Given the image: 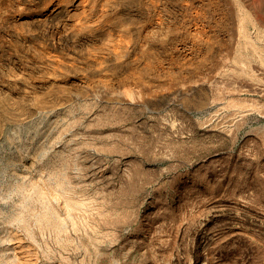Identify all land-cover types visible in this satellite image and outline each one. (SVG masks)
<instances>
[{"label":"rangeland","instance_id":"obj_1","mask_svg":"<svg viewBox=\"0 0 264 264\" xmlns=\"http://www.w3.org/2000/svg\"><path fill=\"white\" fill-rule=\"evenodd\" d=\"M159 5L117 51L0 21V264H264V0Z\"/></svg>","mask_w":264,"mask_h":264},{"label":"bare ground","instance_id":"obj_2","mask_svg":"<svg viewBox=\"0 0 264 264\" xmlns=\"http://www.w3.org/2000/svg\"><path fill=\"white\" fill-rule=\"evenodd\" d=\"M15 1L0 0V21L2 19H6L4 20L5 22H1L5 25L4 31L6 29H9L10 32L11 30H41L42 32L45 31V33L46 31H52V33L55 31L56 33H58V36L61 34H63L64 36H68L74 34L75 32L83 31L88 33V35L105 34L111 36L112 33H115L116 29H119L118 33L116 34L117 37L115 36L116 38H113L114 40H111L109 45L107 44L108 46H110V48L112 47L113 50L116 51L130 45L131 38L135 34L134 31L137 30V33L138 31L148 33L154 31V29L158 27L162 28L164 25L165 13L163 11L164 9H162V7L159 5V2H162V0H22L26 4V8L24 10H20L19 8L18 10H16L14 6V4L16 3ZM143 2L146 3V8L148 9V11L146 13H143V15L148 18L153 17L155 22L142 25V27L140 26L139 28L130 27L131 25L130 22L127 21V17L129 18V14H137V11L139 10L138 8ZM15 5L17 6L18 4L16 3ZM126 5H128L131 10L129 14L125 13L124 15V6ZM30 8L32 9L29 13L28 9ZM5 10L6 12H8V14L10 13L12 15L7 16L6 14L7 18H3V13L5 12ZM166 10L169 11V9ZM15 12H17V14H15ZM2 28L3 27H1V29ZM193 31H195L194 36L196 38H199L202 34L200 26L197 24V22L193 23ZM57 40H59L58 42L62 41L60 39V36ZM53 56L57 57V55ZM57 76H51V82H54L56 84L63 83L62 85H64L67 81H71V78H69L68 76L67 77L69 79L64 76L65 78H67H63L65 80H61L62 78H58ZM84 80L85 77L83 79L79 77L76 81H74L84 84ZM39 96L36 97V100L40 99L41 96ZM42 98L41 101L46 100L45 97ZM22 104L23 103H21V106L23 107ZM12 105H15V103ZM15 107H19V104L17 106L15 105ZM8 112L9 111H7L6 113ZM17 112L15 113L17 114ZM20 112L23 113L24 111Z\"/></svg>","mask_w":264,"mask_h":264}]
</instances>
